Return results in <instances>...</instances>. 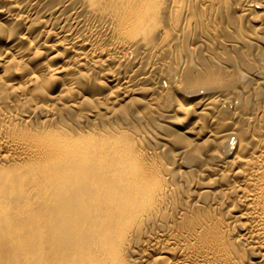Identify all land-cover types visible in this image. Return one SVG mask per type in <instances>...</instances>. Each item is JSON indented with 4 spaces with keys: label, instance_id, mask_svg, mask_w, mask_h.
I'll return each mask as SVG.
<instances>
[{
    "label": "bare ground",
    "instance_id": "1",
    "mask_svg": "<svg viewBox=\"0 0 264 264\" xmlns=\"http://www.w3.org/2000/svg\"><path fill=\"white\" fill-rule=\"evenodd\" d=\"M236 1L237 18L259 19L263 30L264 0ZM226 2L0 0V17L18 21L15 35L28 43L0 52V264H264V64L243 56L255 77L243 81L241 96L232 82L242 70L236 63L228 74L223 65L234 61L230 50L210 45L213 54L200 36L187 44ZM246 36L229 42L264 43ZM41 48L57 50L49 57L61 62L27 68ZM224 87L234 94H215ZM172 88L196 101H176L167 121L210 114L209 162L194 157L190 142L167 157L160 142L151 144L157 131L101 113L139 91L148 107L158 93L168 102ZM165 134L158 138L165 142Z\"/></svg>",
    "mask_w": 264,
    "mask_h": 264
},
{
    "label": "rangeland",
    "instance_id": "2",
    "mask_svg": "<svg viewBox=\"0 0 264 264\" xmlns=\"http://www.w3.org/2000/svg\"><path fill=\"white\" fill-rule=\"evenodd\" d=\"M224 4V3H223ZM223 4H221L220 6H219V8L216 10V12H215V18L212 20L211 19V17L209 18V20L208 19H204L203 21H202V23L201 24H199L198 25V27L196 28V30H195V32L193 31V37L191 36V38H189V40H188V42H187V44L189 45V47H192V46H194V42L197 44L199 41V38L200 37H202V38H204V40H205V42L208 44L207 46H210V45H212L213 46V48L214 49H217L216 51H217V53L220 51V52H223V51H227V52H229V50L231 51V52H229L230 54L232 53V57L234 58V61H235V59H236V61L234 62V64H233V62L230 64H228V63H224L223 65L225 66V67H227V71L229 72L228 74H232L231 73V71H232V69L231 68H233V67H237V65H238V67L237 68H240V69H238V71L240 72L241 70H242V72H240L239 74L242 76V79L240 80V78H241V76H240V78L239 79H235L233 82H232V86L234 87V88H232V91L233 90H237V91H239V93H240V91H241V88H240V86H241V84L243 83V81L245 82L246 80H251L252 78H254L255 76L254 75H251L250 73H249V70H248V68L246 67V65L244 64V61H243V56L247 59V60H249V63L248 64H253L254 65V63L255 64H261V61L263 62V64H264V43H262L261 41H259L258 39H252V38H250L249 39V41L250 42H248L249 44L248 45H244V44H241V43H234V45H232V43H230L229 42V39L231 38V39H234L238 34H241L243 37L244 36H246L247 34V36L246 37H251V36H253L254 35V37H257V36H260V37H258L259 39L261 38H263L264 39V28H263V30H262V28L261 27H259L260 25H259V19H252V18H249V19H247V18H243V19H241L240 17H238L237 18V16L239 15L238 14V12L240 13V11H239V4H238V1H236V0H234V1H232V0H229V2H226L224 5ZM228 5V6H227ZM226 6V7H225ZM225 9H227V10H225ZM227 11V12H226ZM237 12V13H236ZM237 15H236V14ZM227 14V15H226ZM234 15H236V16H234ZM233 16V17H232ZM251 16V15H250ZM230 17L233 19V23L232 24H230L231 22H232V19H230ZM235 17L237 18L236 19V21H235ZM251 17H253V16H251ZM227 18V19H226ZM258 18H260V17H258ZM228 19H229V21H228ZM231 20V21H230ZM238 20V21H237ZM217 21V22H216ZM227 21H228V23H227ZM244 22V23H242V22ZM248 21H249V23H248ZM206 22V23H205ZM212 22V23H211ZM214 22H215V24H214ZM236 22H237V24H236ZM239 22V23H238ZM240 22H241V24H240ZM2 23V24H1ZM224 23H225V25H224ZM227 23V24H226ZM257 23V24H256ZM5 24V25H4ZM12 24V25H11ZM221 24H223V25H221ZM234 24L235 25H237V27L239 26V28L237 29V28H235L234 27ZM1 25H3V26H1ZM226 25H227V27H230V28H228V29H226ZM242 25V26H241ZM245 25V26H244ZM248 25H249V27H248ZM254 26V27H251V26ZM0 26H1V28H0V30H2V32H0V52H2V53H4L5 54V52H4V48L6 49V53L7 54H9V51H11L12 52V48H16L17 46L18 47H24V46H26L28 43L26 42V41H24V40H19L17 37H16V32L18 31V30H20V27H21V24H19V22L18 21H13V23H10V21L9 20H6L5 18H2V17H0ZM12 26H14L13 28H11ZM225 26V27H224ZM233 26V27H232ZM240 26H241V28L243 29H240ZM244 26V27H243ZM7 27L9 28V29H7ZM208 27V28H207ZM219 27V28H218ZM255 27H257V28H255ZM211 28V29H210ZM248 28V29H247ZM253 28V29H252ZM255 28V29H254ZM11 29V30H10ZM13 29V30H12ZM236 29V30H235ZM252 31H251V30ZM257 29V30H256ZM8 30H10V31H8ZM206 30V33L204 32ZM227 30L229 31L228 33H227ZM239 30V31H238ZM247 30V31H246ZM262 30V31H261ZM13 31H15V32H13ZM21 31H24V29L23 30H21ZM231 31V32H230ZM234 31V34L232 33ZM238 33H237V32ZM246 31V32H245ZM252 33H251V32ZM7 32L9 33L10 32V36L7 34ZM12 32V33H11ZM203 34H202V33ZM216 32H217V34H216ZM254 32V33H253ZM262 32V33H261ZM231 33V34H230ZM243 33H245V34H243ZM250 33V34H249ZM194 34H195V36H196V38H198V39H195V36H194ZM210 36H209V35ZM230 34V35H229ZM253 34V35H252ZM262 35V37H261V35ZM203 35V36H202ZM234 35V36H233ZM198 36V37H197ZM200 36V37H199ZM209 38H208V37ZM228 36V37H227ZM233 36V37H232ZM230 37V38H229ZM10 38V39H9ZM191 39V40H190ZM194 39H195V41H194ZM218 39V40H217ZM193 40V41H192ZM222 40V41H221ZM221 41V46H220V44H219V42ZM229 43H227V42ZM255 41V42H254ZM226 42V43H225ZM264 42V41H263ZM191 43V44H190ZM225 43V44H224ZM255 43V44H254ZM193 44V45H192ZM228 44V45H227ZM238 45V46H236V45ZM257 44V45H256ZM191 45V46H190ZM232 45V46H231ZM253 45V46H252ZM261 45V46H260ZM4 46V47H3ZM212 46H210V48L212 49V52H213V54H215V50L212 48ZM252 46V47H251ZM261 47V48H259V50H258V47ZM205 45H202L201 46V48L204 50L205 48ZM230 47H233V48H230ZM239 47L241 48L240 49V51H239ZM244 47H246V48H244ZM252 48L251 50L249 49V48ZM257 47V48H256ZM225 48H226V50H225ZM235 48V49H234ZM244 48V49H243ZM29 49H32V47H31V45L29 46ZM181 49V48H180ZM233 49V50H232ZM237 49V50H236ZM243 49V50H242ZM247 49H248V51H247ZM257 49V50H256ZM261 49H263L262 51H263V53H262V51H261ZM42 50H44V51H42ZM219 50V51H218ZM223 50V51H222ZM255 50V51H254ZM39 51V50H38ZM57 52V50H49V49H42L41 48V50L39 51V52H41V54L38 52V54H40V55H38L37 54V56H35L34 58H32L31 60H29L27 63H28V65H27V68L28 67H32V65H36V64H40V62L42 61V60H46V59H49L51 56H52V54L54 55L56 52ZM206 51V50H205ZM215 51V52H214ZM236 51V52H235ZM243 51V52H242ZM238 52H239V54L240 55H242L240 58H239V54H238ZM242 52V53H241ZM254 52H256V53H258V54H256V53H254ZM260 53V54H259ZM181 54L182 55H184V51L182 50L181 51ZM234 54H236V55H234ZM251 55V57L249 56V55ZM262 54V55H261ZM51 55V56H50ZM212 55V54H211ZM254 55V56H253ZM255 55H259V56H261V61L260 60H258L257 59V56H255ZM50 56V57H49ZM250 57V58H249ZM46 58V59H45ZM214 58V59H213ZM212 58V60L213 61H215V60H217V59H215V57H213ZM241 59L242 58V62H243V64H242V62L239 60V59ZM208 59H210L209 57H208ZM211 60V59H210ZM251 60V61H250ZM50 61H56L58 64L61 62V59L60 58H50ZM208 62H209V60H207ZM238 61H240V62H238ZM172 62V63H171ZM259 62V63H258ZM169 63H171V65L173 66V64H175V63H173V61H172V59H170L169 60ZM236 63H237V65H236ZM247 63V62H246ZM26 64V63H25ZM196 64V63H195ZM239 64H241V66L239 65ZM30 65V66H29ZM127 65L126 64H124V65H121V66H119L120 68H119V71H121V72H123L122 70L123 69H125V67H126ZM229 66L231 67L230 69H229ZM244 66V67H243ZM246 67V68H245ZM104 71H107V70H104ZM243 71L245 72V73H243ZM248 71V72H247ZM1 72V71H0ZM243 73V74H242ZM104 74V73H103ZM244 75H246V76H248V77H246V76H244ZM252 76V77H249V76ZM243 76H244V78H243ZM20 77V76H19ZM19 77L17 76L16 77V80H18L19 79ZM166 77V76H165ZM165 77H162L161 78V80H160V83H161V85L164 87V88H166V86L169 84V81H168V79L167 78H165ZM235 78V77H234ZM244 79V80H243ZM246 79V80H245ZM92 79L90 78V79H88V82L90 83V84H87V87L89 88V90H93V89H95V87L94 86H90L91 84H92V82H90ZM162 80H164V82L162 81ZM240 80V81H239ZM238 81V82H237ZM166 82V83H165ZM234 82H236V84H234ZM78 84H79V82H78ZM78 84L74 87V90H75V92L73 93V95H75L76 97H74V98H76L77 100H80L79 98V95L81 94V89H83V85H81V84H79V86H78ZM60 84H58V86L55 88V89H53L51 92H50V94H53V93H56V92H58V90H59V88H60ZM62 87V86H61ZM235 88H238V89H235ZM240 88V89H239ZM101 89H103V90H105L106 91V89H107V86H104V85H102V87H101ZM231 88H228L227 89V87H224V88H220V89H218V90H215L216 92H215V94L217 95V94H219V96H221V95H230V94H234V92H232L231 90H230ZM73 90V91H74ZM86 90H88L87 88H86ZM108 90V89H107ZM171 90V91H170ZM169 91H168V93H167V99L166 100H169L170 99V101H168L169 103H171V104H169L167 101L164 103L163 102V99H162V97H161V95H159V93L157 94V104H155V105H152V106H149L148 107V105H146L145 104V102H142V101H144V100H146V95H145V91H139V92H136L133 96H134V99H133V96H128V97H124L123 99H121V100H119V101H117L116 103H115V112H114V110H113V113L112 112H109L108 110H105L104 108H102V110H101V113H105V115L106 116H108L109 115V113H110V117L112 118V119H117V121L118 122H120V123H123V125H125V124H129V125H134V126H138V127H141V126H143V127H146V128H148V129H150V130H152V131H154L155 130V133H156V131H157V133H156V135L155 136H153L154 137V139H151V144L152 143H154V141H156V142H160V144L164 147H162L161 146V148H162V151H163V153H165V154H167L166 156L167 157H169V153H170V149L172 150H177V149H179L180 148V146H182L185 142H190L191 144L189 145L190 146V148H191V150H190V152H192L193 153V155H194V157H201V159L203 160V158H204V160L203 161H208V160H206L207 158L205 157V153H206V151H207V149L209 148V146H211V141H210V139L209 138H206L207 136H208V132H206V130L209 128V125H210V123H209V121H210V114L209 113H204L205 114V117L204 116H201V118L202 117H204V119L202 118H198L197 116H196V114H192V115H190L189 117H187V120L186 119H184V121L182 120V118H180V119H178V120H176L175 122H169V121H167L166 120V116H164V115H166L167 113H169V109L172 107V105H173V107L174 106H176V101L178 102L179 100H183V101H185V102H187L188 104H190V105H192L195 101H196V99H193V98H189L188 96H184L178 89H174V88H172V89H170ZM224 90H225V92H224ZM229 90V91H228ZM78 91H79V93H78ZM218 91V92H217ZM223 91V92H222ZM228 91V92H227ZM236 91V92H237ZM232 92V93H231ZM261 92H262V90H261ZM238 93V92H237ZM246 93V91H243V93L241 92L240 93V95L241 96H243V94H245ZM264 92H262V94H263ZM78 94V95H77ZM143 94V95H142ZM169 94V95H168ZM172 94V95H171ZM84 95H89V93H85ZM82 97V96H81ZM137 98H140L139 100L137 99ZM169 98V99H168ZM126 99V101H124ZM132 101H131V100ZM136 100H138V101H136ZM142 100V101H141ZM172 100V101H171ZM195 100V101H194ZM161 101V102H160ZM192 101V102H191ZM118 102H120L119 104L120 105H118L117 103ZM135 102H137V103H135ZM161 103V104H160ZM235 103V102H234ZM160 106H159V105ZM169 105V106H167V105ZM117 105V106H116ZM144 105H146V106H144ZM232 105V104H231ZM159 108H158V107ZM165 106V108H163ZM116 107H117V109H116ZM118 107H121L120 109H118ZM132 107V108H131ZM148 107V108H147ZM155 107H157L156 109L159 111H157L156 109H155ZM168 107V108H167ZM170 107V108H169ZM168 109V110H167ZM226 109H229V107H226V108H224L222 111L223 112H226ZM63 110L66 112H68V114L70 115V117L71 118H74L75 117V115H76V111L75 110H71V109H66V108H63ZM105 112H104V111ZM146 110V111H145ZM155 110V111H154ZM162 110V111H161ZM164 111V112H163ZM134 114H133V113ZM146 112H148V113H146ZM151 114H150V113ZM153 112V113H152ZM112 113V114H111ZM143 114V115H141V114ZM146 113V114H145ZM162 113H164V114H162ZM148 114V115H147ZM162 114V115H161ZM179 114V116H183V114L181 113V112H179L178 113ZM204 114H202V115H204ZM114 115V116H113ZM122 115H124V116H122ZM135 115H137V117L135 118ZM103 116V115H102ZM106 116H104V117H106ZM125 116H127L128 117V120H127V117H125ZM208 116V117H207ZM124 119H123V118ZM159 117V118H158ZM163 117V118H162ZM166 117V118H165ZM119 118V119H118ZM186 118V117H185ZM195 118V119H194ZM208 118V119H207ZM90 117H88V119H87V121L89 122L90 121ZM122 119H123V121H122ZM154 119V120H153ZM165 119V120H164ZM198 120L200 123H194V120ZM206 119V120H205ZM127 120V121H126ZM148 120H151V121H148ZM206 122H205V121ZM140 121V122H139ZM181 123H180V122ZM193 121V122H192ZM201 121H204L203 123H201ZM132 122H133V124H132ZM135 122V123H134ZM137 122H139V123H141L140 125L137 123ZM161 122V123H160ZM193 123H194V125H193ZM144 124H145V126H144ZM153 124H155V125H153ZM160 124V125H159ZM165 124L167 125V126H165ZM192 124V125H191ZM200 125L201 127L200 128H203V129H201V131L200 132H197V135H196V131H195V129H194V127H196V125ZM198 125V126H199ZM207 125V126H206ZM157 126L159 127V128H157ZM171 126V127H170ZM192 128H191V127ZM162 127V128H161ZM160 128H161V130H160ZM164 128V129H163ZM167 128V129H166ZM170 128V129H169ZM190 129H191V131H190ZM160 130V131H159ZM163 130V131H162ZM167 130V131H166ZM171 130V131H170ZM173 130V131H172ZM184 130H186L185 132H184ZM192 130H193V132H192ZM203 130H204V132H203ZM176 131H179V132H176ZM161 132V133H160ZM165 132H166V134H165ZM174 132V133H173ZM202 132V133H201ZM167 133H170V134H167ZM177 133V134H176ZM180 133V134H179ZM167 135L168 136V139L166 140L165 138H164V140H165V142L164 141H162L160 138H158V135H160V136H163V135ZM195 134V135H194ZM207 134V135H206ZM176 135V136H175ZM200 135V136H199ZM178 136V137H177ZM192 136V137H191ZM193 136H195V137H193ZM172 137V138H171ZM203 137H205V138H203ZM194 138V139H193ZM158 139V140H157ZM172 141H171V140ZM193 139V140H192ZM168 140H170V142L168 141ZM206 140H207V142H206ZM209 140V141H208ZM199 143L200 142V146L198 145V143H197V146H196V143ZM202 141H204V142H202ZM163 142V143H162ZM167 142H169V143H167ZM173 142V143H172ZM175 142V143H174ZM182 142V143H181ZM195 144H194V143ZM180 143V144H179ZM164 144V145H163ZM168 145L170 146V147H168ZM173 146V147H172ZM176 146V147H175ZM179 146V147H178ZM192 146V147H191ZM167 148V149H166ZM175 148H177V149H175ZM164 149V150H163ZM172 150V151H173ZM166 151H168V152H166ZM171 156V155H170ZM209 162V161H208ZM181 168H184V167H181ZM200 179L202 178V177H204V176H202V175H200V176H198Z\"/></svg>",
    "mask_w": 264,
    "mask_h": 264
}]
</instances>
